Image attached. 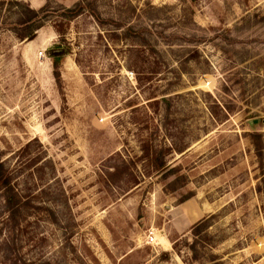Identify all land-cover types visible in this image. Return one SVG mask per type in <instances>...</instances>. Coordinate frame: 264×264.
<instances>
[{
  "label": "rangeland",
  "instance_id": "obj_1",
  "mask_svg": "<svg viewBox=\"0 0 264 264\" xmlns=\"http://www.w3.org/2000/svg\"><path fill=\"white\" fill-rule=\"evenodd\" d=\"M9 1L0 158L33 207L0 186V264H264V0Z\"/></svg>",
  "mask_w": 264,
  "mask_h": 264
},
{
  "label": "trees",
  "instance_id": "obj_2",
  "mask_svg": "<svg viewBox=\"0 0 264 264\" xmlns=\"http://www.w3.org/2000/svg\"><path fill=\"white\" fill-rule=\"evenodd\" d=\"M3 3L4 2H2L1 4ZM21 3L23 2L19 0L9 1L10 5H18ZM49 7L50 5H48V3L39 10L32 9L28 6L27 13H25V18H23L22 23H20L22 26H25L29 30V32H26V34H24V38H27L28 40H33L36 37L37 30L43 27L44 22L50 13L48 9ZM92 7L93 5L90 0H81L76 3L73 7H62L61 10L65 18L74 19L75 17L84 13V11L92 9ZM56 49L57 50L54 49L52 51V55L54 57L57 78H60V72L58 71L59 63L61 62L63 57L69 52L64 49ZM33 142L37 141L29 142L26 145V149H29L32 146ZM16 179L17 176H15L14 170L11 169L10 166L7 165L5 161H2L0 158V186L5 191L6 203L11 219L16 223H19L21 221L22 216L24 215L25 209L29 208V206L33 207V205L31 204L30 198H27L20 192L19 183ZM207 226L208 222L206 219H201L200 222L194 226L195 236L200 237L204 235V238L201 237V242L208 236L206 233H204V231L207 229ZM198 242L199 239H197L196 242L191 246V248L193 249V257H195V259H201L196 248V244Z\"/></svg>",
  "mask_w": 264,
  "mask_h": 264
},
{
  "label": "built area",
  "instance_id": "obj_3",
  "mask_svg": "<svg viewBox=\"0 0 264 264\" xmlns=\"http://www.w3.org/2000/svg\"><path fill=\"white\" fill-rule=\"evenodd\" d=\"M41 55H43V53H41ZM156 241V238L153 234H150V236L148 237L147 242L149 243H154Z\"/></svg>",
  "mask_w": 264,
  "mask_h": 264
}]
</instances>
